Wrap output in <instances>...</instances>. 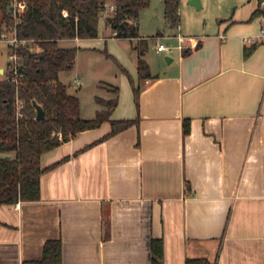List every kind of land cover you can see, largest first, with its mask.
Here are the masks:
<instances>
[{
  "label": "crops",
  "instance_id": "0c3cea01",
  "mask_svg": "<svg viewBox=\"0 0 264 264\" xmlns=\"http://www.w3.org/2000/svg\"><path fill=\"white\" fill-rule=\"evenodd\" d=\"M236 2L211 28L184 33L180 2L176 25L164 3L178 29L173 53L157 50L159 40L150 50L151 38L166 35L142 34L139 17V37H118L105 20L103 35L60 40L78 47L75 87L89 77L79 75L81 51L112 44L117 72L96 81L114 90L104 87L95 103L85 106L67 84L62 74L73 68L60 72L81 115L94 117L104 107L96 97H115L118 87L111 118L138 121L104 137L105 120L41 155L52 166L40 197L0 204V264L42 259L55 238L62 264H152L153 239L163 242V264H264V42L243 40L258 30L256 0ZM138 44L151 76H139Z\"/></svg>",
  "mask_w": 264,
  "mask_h": 264
},
{
  "label": "trees",
  "instance_id": "16d2710c",
  "mask_svg": "<svg viewBox=\"0 0 264 264\" xmlns=\"http://www.w3.org/2000/svg\"><path fill=\"white\" fill-rule=\"evenodd\" d=\"M112 2L116 3V9L110 23L117 30L116 36L139 37V12L150 0H28L17 28L18 35L30 42L18 49L17 74L11 69L8 75L0 77V204L40 197L41 175L52 166L41 165L45 151L105 120L111 122L112 130L104 137L137 123L138 118H111L118 103V87H115V97H96L104 107L94 117H83L79 96L70 93L59 77L61 71L73 68L78 51L77 46H64L60 40L97 37L101 13L106 4ZM179 2L164 0L165 17L173 25L179 23ZM0 4L4 12L1 24H11L12 20L5 13L6 3ZM143 41L146 42L140 40ZM136 48H139L140 78L151 76L144 57L146 45L138 44ZM140 91V86H134L137 104ZM18 101L23 103L21 114ZM34 101L45 110L42 120L36 119ZM184 131H189L187 119ZM12 151L14 156L9 155ZM152 252V264H163L160 239L152 240ZM23 264H62L61 239H48L42 259L24 260Z\"/></svg>",
  "mask_w": 264,
  "mask_h": 264
},
{
  "label": "rangeland",
  "instance_id": "374dc122",
  "mask_svg": "<svg viewBox=\"0 0 264 264\" xmlns=\"http://www.w3.org/2000/svg\"><path fill=\"white\" fill-rule=\"evenodd\" d=\"M202 6L199 8L190 3V0H180V28L182 33L186 29L200 32L201 30L209 29L212 25H215L222 18L217 16L219 12H228L237 4L236 0H201ZM164 0H150V3L145 7L139 15L140 32L144 35H156V33L162 29L165 32L166 37H156L150 39V50L155 51V44L157 40L169 45L172 50L170 53L176 51L178 39L173 36L178 32L177 28L171 27L167 24L164 17ZM3 9L0 4V24L2 23ZM105 19L101 18L99 22V36L105 34L107 26L105 25ZM1 28V26H0ZM186 28V29H185ZM108 45L101 44L93 50H82L78 56V64L82 66V73L79 75H89L87 80H82V87H75L72 83L73 75L77 72L76 68L70 71L63 72V77L67 84L71 86L73 91L81 94V98L85 100L87 106L89 103H93L94 94L105 95V88L110 87L114 90L113 85L108 84L105 81H96V78H103L110 80L111 75H115L118 66L115 58L111 55L110 48L112 44L110 40ZM123 43V42H122ZM123 46V44H121ZM91 51V52H90ZM10 49L7 44L0 41V68L4 67V71L0 72V77H5L10 73L12 66L10 65ZM169 54L167 51L159 52L160 56L165 57ZM166 59V58H165ZM102 77H98L101 76ZM101 84V86L95 85ZM78 90V91H77ZM107 96V95H106ZM95 103V102H94ZM4 156V155H2Z\"/></svg>",
  "mask_w": 264,
  "mask_h": 264
},
{
  "label": "built area",
  "instance_id": "2783aa9c",
  "mask_svg": "<svg viewBox=\"0 0 264 264\" xmlns=\"http://www.w3.org/2000/svg\"><path fill=\"white\" fill-rule=\"evenodd\" d=\"M0 2L6 3L5 13L12 20L11 24L3 23L0 28V41L7 44L10 49V65L11 69L15 70L17 74V65L19 63L18 49L26 43L30 42V39L22 38L18 35L17 23L20 21L21 16L27 6L28 0H0ZM116 9V3H107L101 13V18L107 20ZM255 15L258 20L259 26L256 33L244 35L243 40L247 43L258 44L264 42V0H256ZM114 35L117 34V30L113 31ZM157 50H169V47L164 43H157ZM78 80V78H75ZM23 105L22 101H18V113L20 107ZM60 134V132H57Z\"/></svg>",
  "mask_w": 264,
  "mask_h": 264
},
{
  "label": "water",
  "instance_id": "95a60500",
  "mask_svg": "<svg viewBox=\"0 0 264 264\" xmlns=\"http://www.w3.org/2000/svg\"><path fill=\"white\" fill-rule=\"evenodd\" d=\"M190 3L199 7V8L202 6L201 0H190ZM109 21H112V16L109 17ZM166 59H167V61L169 60L168 57H166ZM34 105H35L36 110H37L36 119H38V120L44 119L46 114H45V110L42 107V105L39 104L37 101H34Z\"/></svg>",
  "mask_w": 264,
  "mask_h": 264
}]
</instances>
